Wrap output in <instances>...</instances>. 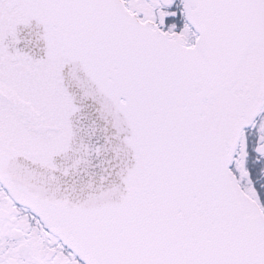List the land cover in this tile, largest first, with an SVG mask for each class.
Instances as JSON below:
<instances>
[{
    "label": "snow or ice",
    "instance_id": "obj_1",
    "mask_svg": "<svg viewBox=\"0 0 264 264\" xmlns=\"http://www.w3.org/2000/svg\"><path fill=\"white\" fill-rule=\"evenodd\" d=\"M0 264H264V0H0Z\"/></svg>",
    "mask_w": 264,
    "mask_h": 264
}]
</instances>
